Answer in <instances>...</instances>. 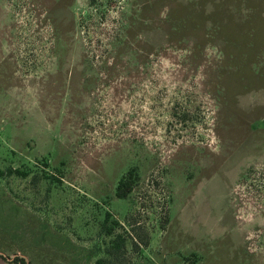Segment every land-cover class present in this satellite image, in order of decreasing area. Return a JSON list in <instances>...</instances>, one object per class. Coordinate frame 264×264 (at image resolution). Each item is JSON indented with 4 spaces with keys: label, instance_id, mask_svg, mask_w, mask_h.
<instances>
[{
    "label": "rangeland",
    "instance_id": "rangeland-1",
    "mask_svg": "<svg viewBox=\"0 0 264 264\" xmlns=\"http://www.w3.org/2000/svg\"><path fill=\"white\" fill-rule=\"evenodd\" d=\"M0 170V264H264V0H0Z\"/></svg>",
    "mask_w": 264,
    "mask_h": 264
},
{
    "label": "trees",
    "instance_id": "trees-1",
    "mask_svg": "<svg viewBox=\"0 0 264 264\" xmlns=\"http://www.w3.org/2000/svg\"><path fill=\"white\" fill-rule=\"evenodd\" d=\"M9 173H11V174L17 173V174H21L24 176L27 175L26 172H21L19 169H14V170L10 169ZM2 174H4V172L0 170V175H2ZM126 183L127 182L125 181V178H122L120 183H119V189H118L117 193L120 197H125L127 195L129 188L122 190L123 186H127ZM112 231H113V228L109 227L108 232L112 233ZM125 243H126V241H125L124 236H122L121 234L117 235L115 237V239L113 240L112 244L107 248V252L109 254H111L112 256H114L115 259L114 260H108L107 262L99 261L98 263L99 264H125L123 260H120V259H122L121 257H125L124 256L125 255ZM15 259L18 260L20 262V264H26L24 258L17 257ZM116 260H117V262H116Z\"/></svg>",
    "mask_w": 264,
    "mask_h": 264
}]
</instances>
